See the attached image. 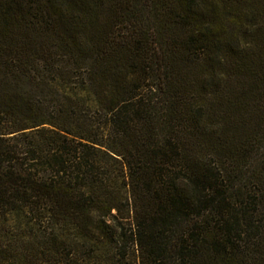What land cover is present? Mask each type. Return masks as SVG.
I'll use <instances>...</instances> for the list:
<instances>
[{"label": "trees", "instance_id": "1", "mask_svg": "<svg viewBox=\"0 0 264 264\" xmlns=\"http://www.w3.org/2000/svg\"><path fill=\"white\" fill-rule=\"evenodd\" d=\"M0 264H264V0H0Z\"/></svg>", "mask_w": 264, "mask_h": 264}]
</instances>
